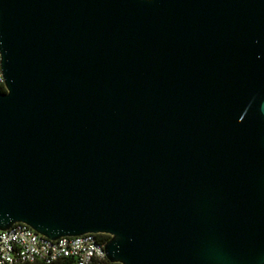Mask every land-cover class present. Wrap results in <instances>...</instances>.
I'll list each match as a JSON object with an SVG mask.
<instances>
[{"label": "water", "instance_id": "95a60500", "mask_svg": "<svg viewBox=\"0 0 264 264\" xmlns=\"http://www.w3.org/2000/svg\"><path fill=\"white\" fill-rule=\"evenodd\" d=\"M0 69V231L264 264V0H0Z\"/></svg>", "mask_w": 264, "mask_h": 264}, {"label": "built area", "instance_id": "2783aa9c", "mask_svg": "<svg viewBox=\"0 0 264 264\" xmlns=\"http://www.w3.org/2000/svg\"><path fill=\"white\" fill-rule=\"evenodd\" d=\"M0 91L5 92L0 69ZM97 235L47 239L23 224L0 231V264H52L62 259L74 264H113L103 252Z\"/></svg>", "mask_w": 264, "mask_h": 264}, {"label": "trees", "instance_id": "16d2710c", "mask_svg": "<svg viewBox=\"0 0 264 264\" xmlns=\"http://www.w3.org/2000/svg\"><path fill=\"white\" fill-rule=\"evenodd\" d=\"M2 92V91H0ZM98 239L103 241V242H106L109 237L106 236V235H97ZM52 264H74L72 260H69V259H62V260H59V261H56Z\"/></svg>", "mask_w": 264, "mask_h": 264}]
</instances>
